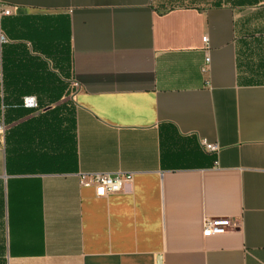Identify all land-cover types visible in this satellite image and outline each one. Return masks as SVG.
I'll use <instances>...</instances> for the list:
<instances>
[{
    "label": "crops",
    "instance_id": "1",
    "mask_svg": "<svg viewBox=\"0 0 264 264\" xmlns=\"http://www.w3.org/2000/svg\"><path fill=\"white\" fill-rule=\"evenodd\" d=\"M198 2L0 0L16 62L66 86L0 118V264H264V0ZM59 105L74 148L44 160L7 144ZM119 172L134 181L118 194L80 184ZM206 218L233 227L205 237Z\"/></svg>",
    "mask_w": 264,
    "mask_h": 264
},
{
    "label": "trees",
    "instance_id": "2",
    "mask_svg": "<svg viewBox=\"0 0 264 264\" xmlns=\"http://www.w3.org/2000/svg\"><path fill=\"white\" fill-rule=\"evenodd\" d=\"M19 55L7 46V42L1 44L0 118L5 125L24 119L35 111L23 107V98L17 96L18 92L22 93L25 90V93L47 94L45 98L38 95L37 100L40 107V104L44 101L48 102V106L58 103L62 99V92L66 90V86L55 85L46 80L44 63L34 60L31 65L21 64L22 60L16 62ZM19 73L21 75L17 76ZM25 73H31V77L27 75L25 80L23 77ZM45 74L48 76L47 71ZM26 133L27 138L25 139ZM74 138L75 115L74 112L65 114L64 105L56 106L54 109L29 119L27 122L11 128L6 133L7 144L12 145L17 152L18 150L27 149L33 155L38 154L43 157L44 160L48 157L51 158L49 155L51 149L60 152L63 148L66 149L69 141H71L74 148ZM25 144L26 147H24Z\"/></svg>",
    "mask_w": 264,
    "mask_h": 264
},
{
    "label": "built area",
    "instance_id": "3",
    "mask_svg": "<svg viewBox=\"0 0 264 264\" xmlns=\"http://www.w3.org/2000/svg\"><path fill=\"white\" fill-rule=\"evenodd\" d=\"M12 12L9 8L0 10V18L11 16ZM207 41V38L204 39ZM0 42L6 43L7 40L4 35H0ZM209 62V59L207 60ZM23 107L26 109H38V102L36 97L23 98ZM203 150L207 153H218L220 148L217 144H210L206 140L201 141ZM134 181V174L119 172L116 174L107 173H92L81 174L80 184L83 187H92L95 189L98 197H106L111 194L121 193L126 186H129ZM233 227L232 221L229 218L211 219L206 218L203 224V234L205 237L222 235L229 232Z\"/></svg>",
    "mask_w": 264,
    "mask_h": 264
},
{
    "label": "rangeland",
    "instance_id": "4",
    "mask_svg": "<svg viewBox=\"0 0 264 264\" xmlns=\"http://www.w3.org/2000/svg\"><path fill=\"white\" fill-rule=\"evenodd\" d=\"M195 1H199L198 3H202V5H211L216 2V0H195Z\"/></svg>",
    "mask_w": 264,
    "mask_h": 264
}]
</instances>
